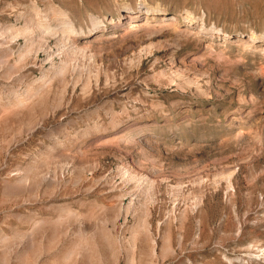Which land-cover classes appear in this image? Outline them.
I'll list each match as a JSON object with an SVG mask.
<instances>
[{
	"label": "rangeland",
	"instance_id": "rangeland-1",
	"mask_svg": "<svg viewBox=\"0 0 264 264\" xmlns=\"http://www.w3.org/2000/svg\"><path fill=\"white\" fill-rule=\"evenodd\" d=\"M44 8L67 60L23 50ZM1 33L0 264H264V0H0Z\"/></svg>",
	"mask_w": 264,
	"mask_h": 264
},
{
	"label": "bare ground",
	"instance_id": "bare-ground-1",
	"mask_svg": "<svg viewBox=\"0 0 264 264\" xmlns=\"http://www.w3.org/2000/svg\"><path fill=\"white\" fill-rule=\"evenodd\" d=\"M51 8V7H50ZM127 9L129 10V8L127 7ZM49 10H52V8L51 9H49ZM138 10H144L145 12H150V11H155V12H161V11H163L164 9L162 8V7H160V6H149L148 4H146V3H142L141 5H139V7H138ZM53 12L52 13H54V10H52ZM47 14L48 13V9H43L42 11H39V12H37V13H31V15H29L28 17H26L25 18V20H24V22H25V25L21 28V31H20V34L18 35V36H22V38L24 39V44H25V46H24V49L23 50H27L26 48H28L29 47V45H31L32 44V42H33V36H34V34L37 32V33H39V35H40V38H39V40L36 42V44L38 45L37 47H38V52H43L44 54H45V56H46V60H49V59H51L52 58V56H53V52H52V50H51V47L49 46V44H48V41H47V39H51V38H55L56 39V42L59 44V46L60 47H62L61 48V50H59V51H61V53H62V57H64L66 60H67V57H68V55H69V53H71V52H74V51H76L77 50V47H76V45H75V43L73 42V41H71L72 40V38H71V33L72 32H74L75 31V28H74V25L71 23V21L70 20H68L67 18H66V20L64 21V24H63V26H64V29L62 30V31H60L59 33H58V31L56 30V26H57V24H56V26L54 25L56 22V17H51L50 15V17H48V20L45 22V23H42V22H37L36 21V19H37V17H38V14ZM60 13V12H59ZM53 16V15H52ZM56 16V15H55ZM45 18V17H44ZM135 18H137V13H131L130 15H129V21H133V19H135ZM189 18H190V16H189ZM42 19V18H41ZM90 21H91V23H92V26H95V25H98L99 24V21H97L94 17H92L91 19H90ZM111 21V20H110ZM200 21H202L201 19H200ZM201 24V26H203V22H201L200 23ZM129 28H130V26H129ZM210 30H212V31H217V32H222V30L221 29H219L218 27H215V26H211L210 27ZM13 31L14 30H12L11 32L12 33H9V34H13ZM4 35H2V33L0 34V47H3L4 45V43L5 42H9V41H6L5 40V37H3ZM17 36V35H16ZM11 37V36H10ZM15 38V37H14ZM250 38L251 39H254V36H253V34H250ZM10 43V42H9ZM56 43V44H57ZM5 45H7V44H5ZM56 46H58V45H56ZM60 47H58L59 49H60ZM10 48V47H9ZM6 51V50H5ZM20 51V50H19ZM58 51V50H57ZM25 52H27V51H25ZM4 53V52H3ZM7 53V52H6ZM24 53V52H23ZM22 55V54H21ZM4 56H6L5 54H4ZM20 56V55H19ZM4 57H2V54L0 53V69H2L3 67H5L6 69L7 68H9V64H7V61L6 60H4L3 59ZM65 60V61H66ZM64 62V61H63ZM51 63V62H50ZM52 64V63H51ZM61 64V63H60ZM4 68V69H5ZM52 68V67H51ZM60 68V67H59ZM4 71V70H3ZM51 71H52V69H51ZM46 76V74L44 73L43 74V77L42 78H44ZM46 78V77H45ZM44 80V79H43ZM21 79L18 81V84L20 85V84H22L23 85V83H21ZM25 81V80H24ZM32 81V80H31ZM28 82V81H26V83H25V88H24V91L21 93V94H19L20 96H17L16 95V93L15 92H12V91H8L7 93H10L12 96H13V102L11 103L12 104V106H22L23 105V103H25V101H27V99H29V97H31L32 95V92L34 91L33 90V86H34V84H33V82ZM36 86V85H35ZM6 93V94H7ZM31 95V96H30ZM1 97V96H0ZM1 99V98H0ZM3 99V98H2ZM8 101V100H7ZM12 101V100H11ZM4 103V102H3ZM8 103V102H7ZM1 105H2V103H1ZM131 204V203H130ZM132 205V204H131ZM196 205V204H195ZM130 207H132V206H130ZM122 208V207H121ZM124 211V210H123ZM122 212V211H121ZM119 213V212H118ZM128 213V212H127ZM172 213V212H171ZM122 214V213H121ZM125 214V213H124ZM172 215V214H171ZM174 216V215H173ZM174 217H177V216H174ZM181 220V219H180ZM183 220V219H182ZM145 233V232H144ZM107 234V233H106ZM146 234V233H145ZM108 237H109V235H108ZM144 239V238H143ZM103 240H105V239H103ZM107 240V239H106ZM169 240V239H168ZM143 242L145 243V244H147L148 246H149V252H150V254H154L155 253V243H154V241H152L148 236H147V238L146 239H144L143 240ZM92 243H94V242H92ZM143 243V244H144ZM105 244H107V243H105ZM142 244V245H143ZM167 244V243H166ZM30 245V244H29ZM32 246V245H31ZM96 246V245H95ZM135 246V245H134ZM140 247V246H139ZM144 248V247H143ZM145 249V248H144ZM171 249H172V247H171ZM251 249H252V247L250 248V247H247L246 249H245V254H251ZM165 251L168 253V252H170V249H169V247H167L166 246V248H165ZM164 251V252H165ZM172 251V250H171ZM165 252V253H166ZM173 252V251H172ZM171 252V253H172ZM256 252H262V254H264V250L263 249H260V247L259 248H257V250H256ZM170 254V253H169ZM156 255V254H155ZM223 255V254H222ZM150 257V256H149ZM224 257H225V260H226V263L227 264H236V262L237 263H241V264H244L245 262H248V259H246V258H241V256L240 257H233V258H229V257H226L225 255H224ZM231 257V256H230ZM150 262V261H149ZM153 263V262H152ZM152 263H150V264H152ZM155 263V262H154Z\"/></svg>",
	"mask_w": 264,
	"mask_h": 264
}]
</instances>
